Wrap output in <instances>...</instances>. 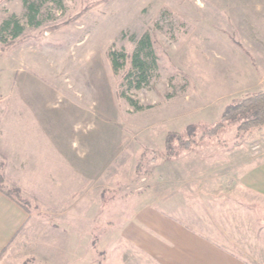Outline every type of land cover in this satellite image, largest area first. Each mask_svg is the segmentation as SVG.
I'll list each match as a JSON object with an SVG mask.
<instances>
[{
  "label": "rangeland",
  "instance_id": "obj_1",
  "mask_svg": "<svg viewBox=\"0 0 264 264\" xmlns=\"http://www.w3.org/2000/svg\"><path fill=\"white\" fill-rule=\"evenodd\" d=\"M39 1L31 28L23 0H0V22L25 27L0 42V148H27L31 160L17 170L30 176L25 194L0 150V187L31 213L0 264H150L112 227L155 195L264 260V197L233 175L245 155L264 157V124L221 119L232 99L264 90V0ZM144 32L158 67L127 91L136 110L118 95L129 60L115 75L108 50L129 56ZM189 124L194 134L168 154L167 132Z\"/></svg>",
  "mask_w": 264,
  "mask_h": 264
},
{
  "label": "crops",
  "instance_id": "obj_2",
  "mask_svg": "<svg viewBox=\"0 0 264 264\" xmlns=\"http://www.w3.org/2000/svg\"><path fill=\"white\" fill-rule=\"evenodd\" d=\"M28 147L30 149V146ZM0 150L5 151L9 156V165H12L11 160H13L15 165L19 166L15 169L13 180L25 193V187L28 186L27 176H30L26 174V177L22 178L17 174V170H21L20 166L30 165L28 149L22 148V152H19L12 148V143H9ZM245 156L239 161L240 164L235 165L238 166L233 174L234 180L245 190L264 197V157L258 158L256 155L252 156L251 153ZM74 172H76V167ZM72 189L74 190L71 188L69 193L73 191ZM43 193L49 205L53 204L52 199H55V194L48 192L47 188L43 190ZM181 213L182 210H177L171 199L155 195L153 200L144 199L135 202L131 212L115 222L112 229L115 231L116 239L120 240L125 249L128 248L129 253L140 262L150 264H264V260L254 255L232 249L224 242V238L221 239L217 233L213 234L201 225L199 218L179 215ZM30 216L31 213L28 210L0 190V253L26 226Z\"/></svg>",
  "mask_w": 264,
  "mask_h": 264
},
{
  "label": "trees",
  "instance_id": "obj_3",
  "mask_svg": "<svg viewBox=\"0 0 264 264\" xmlns=\"http://www.w3.org/2000/svg\"><path fill=\"white\" fill-rule=\"evenodd\" d=\"M26 5L27 11V24L32 27H37L41 24L40 19L37 18L41 1L32 0L28 2L23 0ZM58 1L60 5L59 0ZM24 25H21L14 15L4 17L0 22V42L2 44H9L24 31ZM108 58L110 61L111 69L116 75L123 68L126 60H129V68L122 75L119 83L118 95L126 99V101L133 106L136 110L142 108L137 101H134L127 91L130 89L144 88L155 75L157 71V55L153 48L152 40L148 32H144L134 44V47L129 56L122 50H115L110 47L108 50ZM222 120L228 122H238V127L241 126L253 127L264 124V90H259L243 96L236 97L225 107L222 116ZM217 124V123H216ZM216 126V125H213ZM194 134V125H187L182 131L167 132L165 136V148L169 150L168 154H171L174 149V140L178 144H185L189 135ZM7 196L13 198L24 209L27 210V205L23 203L18 194L14 195L8 190H3ZM15 192V191H14ZM16 193V192H15Z\"/></svg>",
  "mask_w": 264,
  "mask_h": 264
}]
</instances>
